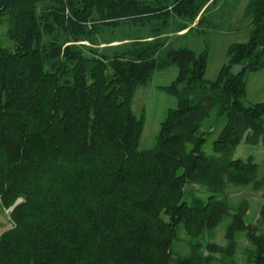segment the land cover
Returning a JSON list of instances; mask_svg holds the SVG:
<instances>
[{
  "label": "trees",
  "instance_id": "16d2710c",
  "mask_svg": "<svg viewBox=\"0 0 264 264\" xmlns=\"http://www.w3.org/2000/svg\"><path fill=\"white\" fill-rule=\"evenodd\" d=\"M213 2L0 0V202L12 223L0 233V264H207L195 239L207 241L222 217L230 249L242 231L252 246L244 251L264 264V230L245 223L248 202L232 201L220 183L264 189L252 156L233 157L264 133V101H244L247 73L264 67V0L248 1L249 38L228 47L214 81L204 77L206 50L161 36L174 19L188 21L176 32L200 25ZM153 23L152 36L108 52L77 43ZM234 64L243 70L234 74ZM170 66L176 77L161 87L177 105L142 148L131 99ZM212 109L225 122L206 153L197 130ZM197 182L204 193L186 188ZM180 228L187 252L173 251Z\"/></svg>",
  "mask_w": 264,
  "mask_h": 264
},
{
  "label": "rangeland",
  "instance_id": "374dc122",
  "mask_svg": "<svg viewBox=\"0 0 264 264\" xmlns=\"http://www.w3.org/2000/svg\"><path fill=\"white\" fill-rule=\"evenodd\" d=\"M248 1L249 0H216V2L209 4L203 12L207 19L200 25L192 27L189 31H187L188 27L183 32H176L178 24L188 21L184 19H174L170 21L168 27L163 29L161 36L165 37L175 48L188 47L197 53L206 50L207 66L204 77L208 81H214L217 79L222 65L227 61L226 54L228 47L235 42H246L249 38L251 25L249 17L245 14V7ZM40 12H42V7L37 9V13L39 14ZM196 21L197 19L194 20L191 25H195ZM154 25L155 23L146 27L122 26L105 28L102 33L94 36L92 41L83 40L77 43L108 52L115 47H126L136 39L152 36L151 27H154ZM4 29V24H0V37L6 41ZM47 40L48 37H44L43 43ZM85 52L88 53L86 49ZM262 71L263 70H258L247 73L246 78L249 76L247 89L250 91L251 95L253 90L258 99H255V97H245V104L264 101V72ZM176 74V66H170L166 69L155 71L149 82L144 85H139L133 94L131 99L132 112L137 117L143 118V129L139 143V146L142 148H151L154 146L161 122L166 118L168 110L177 105L176 96L161 87L171 84ZM260 91L262 94L259 93ZM224 122L225 117L218 116L215 109H212L209 115L200 122L197 133L199 135L202 134L205 138L202 149L206 153L213 152L212 141ZM248 156H252L256 164L254 175H257V177L263 175L264 133L257 143H250L242 140L237 145L233 157L245 161ZM220 183L224 185V189L227 191L232 201L237 202L241 199H245L248 202V211L244 216L245 223H253L257 225L260 230H264V216H259L260 208L264 203L262 196L264 189L253 190L252 183L243 185L233 184L227 181L225 177L222 178ZM217 186H219V184H216L214 188L219 191ZM189 187L197 191H202L203 193L206 191V185L204 183L201 184L197 182L187 184L186 188ZM10 210L11 207H4L0 202V233L12 225L9 217ZM227 221L228 217H222L212 229L213 235L208 238L207 241L204 238L195 239L199 242L198 247L200 250L213 258L211 261L208 260L207 264H255L254 258L244 251L245 248H252L244 232L238 231L234 235L233 246L230 249L228 245L229 240L225 235L224 229ZM177 234L178 237L173 243V251L176 252L178 248H180L182 251L187 252V246L184 244L183 240L188 236H186L182 228L177 231Z\"/></svg>",
  "mask_w": 264,
  "mask_h": 264
},
{
  "label": "crops",
  "instance_id": "0c3cea01",
  "mask_svg": "<svg viewBox=\"0 0 264 264\" xmlns=\"http://www.w3.org/2000/svg\"><path fill=\"white\" fill-rule=\"evenodd\" d=\"M186 29H184V30H182V32L183 31H185ZM260 71L261 70H263L262 72H264V67L263 68H261V69H259ZM258 71V70H257ZM253 72H255V71H253ZM249 73H251V72H249ZM248 79H249V76H247V78H246V85H245V90H246V95H245V97H249V98H251V97H255V99H258V98H256V94H254L255 92L252 90V95L250 94V91L247 89V81H248ZM256 84V83H255ZM261 85V84H260ZM252 86H253V84H252ZM259 93H261L262 94V92L260 91ZM264 97V96H263ZM254 99V98H253ZM259 102H261V101H259Z\"/></svg>",
  "mask_w": 264,
  "mask_h": 264
},
{
  "label": "water",
  "instance_id": "95a60500",
  "mask_svg": "<svg viewBox=\"0 0 264 264\" xmlns=\"http://www.w3.org/2000/svg\"><path fill=\"white\" fill-rule=\"evenodd\" d=\"M244 68V65L243 64H234L232 67H231V71L234 73V74H238L240 73ZM21 199H18L16 201L15 204H17L18 202H20Z\"/></svg>",
  "mask_w": 264,
  "mask_h": 264
}]
</instances>
